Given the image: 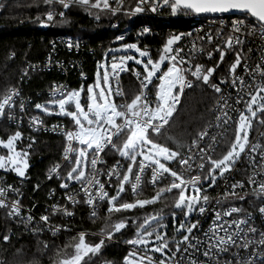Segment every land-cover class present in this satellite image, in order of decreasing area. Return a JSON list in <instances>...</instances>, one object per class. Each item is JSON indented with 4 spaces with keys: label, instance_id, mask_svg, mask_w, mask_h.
I'll use <instances>...</instances> for the list:
<instances>
[{
    "label": "snow or ice",
    "instance_id": "snow-or-ice-1",
    "mask_svg": "<svg viewBox=\"0 0 264 264\" xmlns=\"http://www.w3.org/2000/svg\"><path fill=\"white\" fill-rule=\"evenodd\" d=\"M44 4L52 5L58 3L64 9H69L70 5L78 4L88 8H103L109 11H115L110 8L109 0H43ZM149 4L151 11H156L158 7L168 6L173 15L178 10H184L185 14L191 12L196 14H224L232 11L243 13L244 16L233 21V33H240L245 29H249L247 34L259 30L260 36L264 39V0H140L135 8L136 12L143 11L142 4ZM2 7V5H0ZM61 18L65 16L64 12L58 13ZM97 18H99L97 16ZM40 17H37L39 20ZM54 13L48 11L46 15L47 21H53ZM44 21H41L43 23ZM148 29H144L147 32ZM191 35V33L173 35L168 38L163 46L162 53L158 60H153L146 50H141L136 44H125L123 49L133 50L140 57H148L146 62L136 59L131 55H121L119 62L111 64V74L103 64L98 68H105L103 74L99 71L96 73L94 84H90L86 89V103H82L81 89L66 91L64 86L52 87V99L45 104L37 103L35 108L48 115L56 114L66 116L74 123L75 129L67 131L65 139L68 142L65 147L64 159L71 165L65 176H61L59 172L60 165L57 164L48 171V179H52L53 175L61 180L60 188L67 189L69 182L75 181L81 185V190L85 193L84 202L92 209L90 217L95 222L97 218V203L101 201L107 202L106 226L100 230L101 239L98 243L86 242L85 233H78L77 237H72L73 242L66 243L63 249H57V259L53 264H92L93 257L97 256L105 243V238L112 239L116 232L127 227L126 219H120L115 222L108 223L113 213L129 212L137 207L143 208L145 205L157 203L164 197L165 193H172V206L179 210L183 219L178 226L175 223V213L172 214L173 226L175 232L179 235V239L175 236L169 239L166 231L158 229H166L167 225L163 222L161 213L146 217L142 223L137 225L136 238L127 240L126 243L133 245L132 251L123 258V264H183L187 258V264H264V230H258L249 221L252 219L251 213L245 217L226 219L232 217L233 214H239L243 211L239 207H229L222 211L214 210V217L209 228L203 233V238L194 234V230L199 228V220L193 222L189 220V216L198 212L203 215L207 210L210 197L207 194L203 184L208 183V187L217 184L218 179L227 180L225 173L231 172L236 161L241 159L242 154L250 158L251 166H255V155L260 156L261 164L264 165V147L259 143H250L249 129L252 121L258 120L264 123V79L257 82L256 76L264 78V52L261 54L260 62L254 68H250L247 57L243 54V49L236 52L235 61L229 65L228 73L231 77L230 85L238 93L244 92L245 89L251 88L253 91L245 94L250 97L249 100L243 101L244 111H239L238 121L236 124L234 140L230 142L227 152L219 159H213L209 153L214 151L216 145V137H211L212 143L206 147L200 144L208 135L207 129L199 132L198 139L194 138L191 144L187 146L188 155L181 156L179 149L185 147L180 141L169 137L176 145L177 150L158 143L153 136L162 134V129L169 124L173 113L177 110L180 103V97L186 88H193L194 81L189 80L187 75L194 77L195 81L208 85L217 94L222 92L221 87L216 83H210V77L213 76L215 68H204L201 64L193 66L189 61L179 57L180 48H174L173 45L181 40L182 36ZM123 39V37H117ZM200 39H204L200 37ZM209 43L212 36L208 35ZM243 42L239 36L235 37V45H241ZM72 44L68 47L71 49ZM78 47V45H77ZM225 48L233 49V36L230 35ZM196 45H192V51L195 52ZM112 51H118L114 49ZM219 51V49H217ZM251 49H249V52ZM14 53L9 58L14 57ZM211 58V52L207 53ZM224 51H220L221 61L224 58ZM135 59L136 64H143L144 75L140 80V90L131 101L126 99L122 103H117L114 97L125 96V93L119 84V73L127 71L125 67L126 61ZM116 57L113 56V61ZM242 60L244 73L249 76L250 83H246L244 77L237 73L238 66H241ZM167 63L166 70H162V65ZM188 64L187 68L183 65ZM218 67V65H217ZM137 79L141 74L133 70ZM159 73V75H157ZM24 75H27L25 70ZM83 77V73H81ZM153 78L158 80L155 84V100H151L146 92L149 84H153ZM229 83L222 78L220 84ZM115 84V87L113 85ZM19 96L18 89H9L7 94L0 99V117L4 116L7 110V118L13 120L11 109L15 106L14 97ZM242 97H237L236 104H240ZM54 106L58 111L53 112ZM20 110H24L23 101L20 102ZM219 114L216 115V127H220L221 123L228 124L232 118L228 115L229 105L225 96H219L216 104ZM74 109V110H73ZM32 124L40 125L42 121L35 118ZM56 126H54L55 128ZM38 130V129H37ZM21 132L17 131L13 135L7 137V140H0V146L7 149L6 156H0V169L7 171L9 168L16 176L25 178V171L28 167L27 151H17L15 142L21 139ZM115 138V139H114ZM119 141V143L117 142ZM79 147H74V144ZM33 143L35 141L33 140ZM28 147H31L29 145ZM106 147H110L120 157L129 161L127 168L123 173L120 171V163L117 161L106 173L109 181L113 176L117 180L116 194L109 196L105 191V185L99 179L102 173L97 167L103 164L101 153ZM196 150V151H193ZM259 150V151H258ZM70 154H74V160L70 158ZM139 157V160H138ZM196 157L199 158L197 162ZM179 164L183 171H177L168 166L171 162ZM205 161L208 167L205 171ZM90 165L91 171L86 173V168ZM195 166V167H194ZM135 167V171H134ZM151 169L150 183L156 189L155 195L150 199H134L133 202L123 201L121 193L125 192V185H130L134 197H138L142 191L143 174L146 169ZM199 170L195 175L185 176L184 173H192ZM257 173H253L248 177V184L256 185L252 190V195L257 198L264 197V178L257 180ZM171 178L170 182L163 187H158L162 180ZM37 187H39L37 185ZM231 191L225 190L223 197L225 199L232 197L244 200L248 195L238 193L237 189H243L244 183L237 181L230 186ZM173 190H176L173 193ZM7 191H12L19 195V190L12 188L11 185L0 187V209H7L6 215L10 219L18 218L27 230L33 221L31 215L26 218L21 215L19 200H11L7 198ZM186 193H188L186 195ZM66 199L73 205L79 203L72 195H67ZM217 204L221 201L217 199ZM53 212L57 210V205H52ZM261 217H264V205L257 209ZM64 216H72L73 212L63 209ZM39 220L47 226V230L53 235L61 231L60 226L50 225L49 217L41 215ZM152 222H155L153 224ZM132 223L135 225L136 221ZM34 235L43 231L37 227L31 228ZM64 231H70L64 228ZM221 233H223L221 235ZM258 233V238H257ZM3 241L7 243L10 240L9 235H3ZM44 248L47 249V242H43ZM173 245V246H170ZM183 245V248L181 247ZM72 249L68 252V249ZM235 249V251H231ZM240 250L247 252V256H241ZM158 253L160 258L155 259L153 254ZM225 253H230L233 259L222 260L221 257ZM196 254L202 255L203 261L195 258ZM0 264H3L0 261Z\"/></svg>",
    "mask_w": 264,
    "mask_h": 264
},
{
    "label": "trees",
    "instance_id": "trees-1",
    "mask_svg": "<svg viewBox=\"0 0 264 264\" xmlns=\"http://www.w3.org/2000/svg\"><path fill=\"white\" fill-rule=\"evenodd\" d=\"M0 5H2L0 7V99L7 94L9 89H18L19 101L29 98L33 102L31 107L34 108L37 103H45L46 106H49L46 102L50 99L46 97L45 91L56 82H68L70 90L78 89L80 86L76 74L78 66L75 63L72 72L76 76L69 80L56 69L47 71L42 67L36 68L37 64L39 66L45 63L47 54L53 49L54 44H57L59 38L72 37L84 41L86 49L83 53H79L77 58H80L81 70H85L89 76L86 85L94 82L92 73L96 60L100 57L101 48L107 49L109 61L114 52H108V50L117 47L118 43L115 40L121 36L126 38L124 44H137L140 49L146 50L155 61L159 59L161 50L168 38L181 33H191L194 38L189 40V43H195L196 50L190 56L189 63L192 66L201 64L205 69L208 67L215 68L213 76L210 77V83H217L219 78L228 73L229 65L233 63L236 52L240 51L241 48L243 49L240 46L232 52L225 48L230 36L229 25L233 19L229 15L205 17L191 12L185 14L184 10H179L173 15L168 6H162L161 9L152 12L145 8L141 12H136L137 4L132 0L126 3H116L109 0L110 8L115 11L72 4L69 9L65 10V16L63 18L56 17L53 26L49 28L47 24L51 21L46 20V15L48 11H52L55 16L57 15L56 9L58 7L55 3L48 5L44 4L43 0H0ZM37 17L40 19L37 20ZM242 17L237 16L236 18ZM213 19H215L216 24L210 26ZM41 21L44 22L41 23ZM199 27L201 30L198 29ZM218 27L223 28L219 39L209 43L205 34L208 32L207 35L216 37L220 33ZM145 28L148 29L147 32H144ZM200 37L204 39H200ZM245 45L248 44L245 43ZM220 51L225 53L222 61ZM208 52H211V58L208 57ZM12 53L15 54L14 57L9 58ZM61 55L58 61L71 70L69 65L72 63V58H76V56H69L66 53ZM143 61H147V59ZM125 66L128 70L144 73L143 68L134 63ZM188 66V64L183 65L185 68ZM25 70H27V75H24ZM189 77L193 78L194 87L185 90L176 113L162 130V134L153 136L158 143L172 150H177V148L169 137L180 141L185 146L179 149L181 156L190 141L199 132L209 127L212 119L211 110L216 99L211 87L195 81L191 75ZM122 81L128 98L131 99V95H135L137 92V83L130 76H125ZM157 82V79H153V84ZM150 92L152 96H155L154 85L150 87ZM35 111L49 121L48 114L37 108ZM0 120H3L0 121L2 140L6 141L8 136L19 131L22 135L18 142H20L23 150L29 153V167H27L25 178L3 170H0V174L15 189L20 190V198L18 197V199L33 210L35 217L47 215L53 223L63 224L61 231L56 235H53L43 226H38L35 220L26 230L23 223L10 220L6 215L7 211L0 209V261L3 264H53V261L57 259V249H63L66 243L73 242L71 238H78L80 232L86 234V242L98 243L101 239L100 230L106 226L107 202L105 201L98 207V215L93 222L86 203L78 193V187H76L78 183L72 184L67 189H62L59 186L61 180L57 179L56 176L48 179L49 169L59 163L61 153L64 150L62 137L34 132L27 126L20 128L9 120ZM235 127L236 125L229 128L221 140L219 149L214 150L213 159L221 158L225 154L231 138L234 137ZM29 145L31 147H28ZM0 154L7 155L6 149L2 146L0 147ZM108 154L114 162H117L118 157L115 151L112 150ZM126 163L127 160H125ZM175 170L178 171V168L175 167ZM65 174L66 172H63L61 175L65 176ZM170 180V177L164 180L159 187L166 186ZM116 189L115 186L111 190L110 196L116 194ZM125 189V192L121 193V199L127 202H133L137 198L150 199L156 191L153 186H150L147 178L138 197L133 196L129 187ZM175 192L176 190H173V193ZM69 193L77 194L76 200L79 203L67 204L64 197ZM172 196V193H165L164 197L157 203L145 205L143 208L137 207L129 212L113 213L108 223L126 219L127 227L114 233L111 240L105 238V243L98 255L93 257L92 264H123V258L129 253V248L134 247L126 241L136 238L137 225L142 223L146 217L161 213V210V214L165 218L163 222L169 219L171 214L178 212L172 206ZM52 203H60V206L66 205L67 210L73 212V215L64 216L63 212L54 214L49 211V205ZM133 220L136 221L135 225L132 223ZM33 226L43 229V231L34 235L31 230ZM64 228L70 231H64ZM166 232L169 239L174 236L178 239L173 224L168 223ZM3 235H9L10 240L7 243L3 241ZM43 242H47V249L44 248ZM67 251L71 252L72 249L69 248ZM156 255L159 256L157 253Z\"/></svg>",
    "mask_w": 264,
    "mask_h": 264
},
{
    "label": "built area",
    "instance_id": "built-area-1",
    "mask_svg": "<svg viewBox=\"0 0 264 264\" xmlns=\"http://www.w3.org/2000/svg\"><path fill=\"white\" fill-rule=\"evenodd\" d=\"M112 1L116 2V3H120V2L121 3H124V2L126 3L129 0H112ZM132 1H134L137 5L140 4V0H132ZM90 2H92V0H90ZM152 2L156 3L157 0H152ZM55 5H56V7H58L56 9V11H58V12H56L57 13L56 16L54 15L53 21H51L49 24H47V25H49V28L51 26H53V24H54V22L56 20V17H60L58 13L59 12H65V10H66L61 5H59L58 3H55ZM141 6L143 8H145V9H150L149 4H147V3L142 4ZM157 9L159 10V9H161V7H158ZM170 11H171V9H170ZM178 11H177V13H178ZM215 24H216L215 23V19H213L212 22L210 23V26L211 25H215ZM232 24H233V22H231V24L229 25V29L228 30L230 31V35L233 36L234 48L230 49V50L233 52L236 49H238L240 46L243 47V54H244V56L247 57L249 67L250 68H254L256 66V64L260 62L261 54H262V52H264V39L261 38L258 29L256 31H253L250 35L247 34L249 29H245L244 31H242L240 33H235L234 34L233 31H232ZM198 29L201 30V27H199ZM218 29H220L219 30L220 33L216 37H212L211 43H213L214 40L217 41L219 39V37L221 35V30L223 28L222 27H218ZM207 34H208V32L205 34L206 38L208 37ZM236 36H239L240 40L243 42L241 45H235V37ZM121 37H123V36H121ZM193 38H194L193 35L182 36L181 40L178 41L177 44L173 45L174 48L178 47V48L181 49V51L179 53V57H183L184 60H187L189 62H190V56H192L193 53H194L192 51V45L195 44V43H189V40H191ZM125 40H126L125 37H123V39H119V41H120L119 46L114 47L113 49H111V51L114 50V49H118L119 50V48L121 47L120 45L124 44ZM115 42H117V40H115ZM69 43H71L73 45L71 49L68 47ZM245 43H247L248 45L246 46ZM84 44H85L84 41H82L80 39H74L72 37L59 38L57 40V44H54L53 49L50 51V53L47 54L45 63L42 64V65H39V66L37 64L36 68L40 69V67H42L44 70H47V71H50V70L53 71V70L56 69V70L60 71L61 73H63V75L66 77L67 80L73 79V76H76V74H77V77H78V80H79V84H80L78 89H81L83 87L84 92H82L81 97H82V100L85 103L86 102V89H87V86H88V85H86V83L89 80V76H88V74H87V72L85 70H81L82 68L80 66V58H77L79 53H83L85 51L86 47L84 46ZM129 44H131V43H129ZM186 44H189V45H186ZM77 45H78V47H77ZM137 47L139 48L138 45H137ZM249 49H251L250 52H249ZM162 50H163V48H162ZM91 51L94 52L93 49H91ZM108 52H109V50H108ZM112 52L116 53L118 51H112ZM64 53L68 54L69 56H71V55H75L76 56V58H72V63H70V65H69V66H71V70H69L67 66H65L60 61H58L59 58H60L59 56H62L61 54H64ZM113 56L116 57L115 61H113ZM120 56L121 55H119V54H115V55L113 54L110 57L111 59H109V61H108L107 49H102L101 48L100 57L96 60L95 68H94V71L92 73V76L94 78V82L91 83V84L95 83L97 71H99L101 74H103L102 68H98V65H100V64L104 65L105 62H106L107 66H108V70L111 72V64L113 62H117L118 63ZM69 58H71V57H69ZM140 58H142L143 60L148 59V57H140ZM235 58L236 57L233 58V62L235 61ZM74 63L77 64V66H78L76 74L74 72H72L73 71V67H74ZM243 63H244V61L242 60L241 66H238V68H237V73L244 77L246 83H250L249 76L244 73ZM166 67H167V63L163 64L162 70H166ZM193 70H194V66H193ZM135 72H139L141 74L140 79H137V77L134 75L133 71H131V70H127V71L119 73V77H118L119 84H120L121 89L125 93V96L123 98L115 97V101L117 103H122V102H124L125 99L130 102L131 99H133L134 96L139 93L140 80L143 79L144 73L143 72L141 73L140 71H137V70H135ZM81 73H83V77H82ZM157 75H159V73ZM189 75L190 74L187 75V78L189 80H193V78H190ZM125 76H130L132 78V80L137 83V92L135 93V95H131V97H130L131 99L128 98L129 96H128V94H127V92H126V90H125V88L123 86L122 79ZM222 78H224L227 81H229V83L220 84V80ZM154 79H156V78H154ZM230 79H231V77L229 76V73H227L226 75H224L221 78H219L218 82L216 83V84H218L221 87L222 92L219 93V94L214 92L215 96H216V99H215V102H214V104L212 106V110H211L212 119H211V122L209 124V127L207 128L208 135L204 138V141L201 142V144H200L201 147H206L208 144L212 143L211 137L214 136V137H216V142H217L216 145H215L214 150L219 149L221 140L226 135V133L229 131V128L233 127L234 125H236L234 123V121H238V119H239V111H244V103H243V101H247V100L250 99V97L248 95H246L245 93L249 92V91H253V90L251 88H247V89H245L244 92L238 93L235 89H233L231 87ZM262 79H264V78L260 77L259 75L256 76V81L257 82L261 81ZM157 83H155V84H157ZM155 84H152V85H154V89H155ZM53 85H56V86L63 85L64 89L66 91H71L70 90V85L66 81H64V82H56ZM53 85L49 89H47L45 91L46 97L48 99H50V100L52 99V94L51 93H52ZM152 85L151 84L148 85V88L146 89V92L149 95L150 99L154 101L155 100V96H152V94L150 92V87H152ZM113 87H115V84L113 85ZM187 89L188 88H186L185 90H187ZM185 90H184V92H185ZM184 92H183V94H184ZM183 94L180 97V103H181ZM260 95H264V93H261ZM219 96H225L228 99L229 105L232 106L231 108L228 109V115L232 119L229 120L228 124L225 125V124L221 123L220 127H216L217 121H216L215 117H216V115L219 114V110L217 109L216 104H217V100H218ZM238 96L242 97V101H241L240 104H236V99H237ZM14 99L16 101V104L11 109V112H12V115L15 118L13 120H9L7 118V110H6L5 115L0 117V119L9 120L11 123H14L15 125H17L20 128H22V126H27L29 129H32V131H34V132H43L45 134L61 136L62 139H63V142H64V150H65V147L67 146L68 142L66 141L64 134L67 131H69V130H74L75 129L74 123L70 120V118H68L66 116L52 114V115H49V121H48L44 116L41 117L42 114L36 113L35 108L33 106L31 107V105L33 104L31 99L25 98V99L21 100L24 103V110L23 111H21L20 107H19L20 102H21V101H19V96L14 97ZM180 103L177 105V108L180 105ZM52 110H53V112L58 111V109H56V108H52ZM175 113L176 112H174L173 115ZM34 118L36 120H38V121H42V124H40V125L32 124V120ZM0 121H3V120H0ZM255 123H257V124L255 125ZM54 126H56V127L54 128ZM251 126H252V132H251L250 143H259L262 147H264V123H260L258 120H255L251 124ZM195 138L198 139V135ZM0 140H2L1 136H0ZM191 141H190L189 145L191 144ZM117 142L119 143V141H117ZM73 144H74V147H79L78 144H75L74 142H73ZM64 150L61 153V157H60L59 163H58L60 165V168H59L60 174H62L63 172L67 173V171L71 167V165L68 163V161L64 159V155H65V151ZM110 151H112L110 149V147H106L105 148L104 152L101 153V159L104 161V163L97 165V167L101 169L102 173H104L103 175H101L99 177V179H100V181L102 183H104L105 191H107L109 193V196H110L111 190L117 185V180H116L115 176H113L111 178V180L109 181V178L106 175L107 171L113 165H115L117 163V162H114L113 158L108 154ZM193 151H196V150H193ZM214 152L215 151H211L209 153V155L212 157ZM188 154H189L188 153V149L186 148V150L184 151L182 156L186 157ZM254 155H255V166L254 167L251 166L250 158L246 157V156H244L242 154L241 159L236 161L235 165L233 166V170L231 172L225 173V176L227 177L226 181L224 179H218L217 180V184L215 186H213V187H208V183H210V181L203 184V188L206 189L207 194L210 197V200H209V203L207 205V210H206V212L203 215H201L198 212H196L194 214V216H193V222H195L197 220H199V222H200L198 230H194V234L196 236H198L200 238H203V233L209 228V226L211 225V223L213 221L214 210L222 211L223 209H226V208H229V207H233V206L242 208L243 211H241L239 214H233L232 217H227L226 219L245 217L249 213H251L252 219L249 221V224H252L258 230H264V217H261L260 214L257 211L259 206L264 205V197L257 198L256 196L252 195V190H253L254 187H256V185H251L250 186L248 184V177L250 175H252L254 172L257 173V176H256L257 180H260V179L264 178V165L261 164L260 156L256 155V154H254ZM70 158L74 160V154H70ZM196 159H197V162H199V158L196 157ZM138 160H139V157H138ZM120 166H121L120 171H121V173H123L124 167L121 165V163H120ZM175 167L178 168V171H183L180 168L178 163H176ZM207 167H208V164H207V161H205V171L207 170ZM134 169H135V167H134ZM90 171H91V167L89 165V167L87 168L86 173L90 172ZM198 172H199V170L196 169V171H194L192 173H184V175L185 176L195 175ZM53 176H55V175H53ZM146 178H147V181L150 184V186H152V184L150 183V179H151V169L150 168L146 169L145 173L143 174V181H142V186H141L142 188H143V185H144V182H145ZM163 181L164 180H162L158 184V187L161 185V183ZM237 181L243 182L244 183V188L243 189H237L236 191L238 193H240V194H243L244 192H247L248 195L245 197L244 200H239V199H235V198H232V197H229V198L225 199L223 197V192L225 190L231 191V188L230 187L226 188V185L230 186L232 183H235ZM74 183H76V182L75 181L69 182V186H71ZM7 185H11L12 188H14V186L11 183L7 182L5 177L0 174V187H6ZM76 187H78V193L80 194V196H82L83 200H85V193L81 190V185L77 184ZM129 189L131 191V187L130 186H129ZM20 193H21L20 190H19V195H17L16 193H14L12 191H7V198L9 200V202L11 200H19L18 197L20 198ZM131 193H132V191H131ZM69 194L72 195L76 199L77 194L76 195L73 194V193H69ZM69 194H66L65 197H64V201H66L67 204L71 203L70 201H68L66 199V196L69 195ZM217 199H219L221 201L220 204L216 203ZM105 201L98 202L97 205H96L97 209ZM19 204H20L21 215L23 217L26 218L27 216L31 215L33 217V220H35L37 222L38 226H43L45 229H47V226H45L44 223L39 220V217L41 215H38V217H35L33 215L34 214L33 210L29 209L27 207V205L21 203L20 200H19ZM52 205H57V210L55 212H53ZM86 207L89 210V212H91L92 209L87 204H86ZM65 208H66V205L60 206V203H52V204L49 205V211L53 212L54 214H57L58 212H63V209H65ZM2 210H6L7 211V209H2ZM54 214H53V216H54ZM10 220L20 221L18 218L10 219ZM49 224L63 227V224H61V223H53L52 219L50 217H49ZM222 234L223 233H221V235ZM257 238H258V233H257ZM181 247L183 248V245H181ZM133 248L134 247H130L129 248L130 251H132ZM231 251H235V249H233ZM240 254H241V256H247L248 255V253L244 252V250H240ZM153 256H154L155 259H159L160 258V256H158L156 254H153ZM195 258H197V259H199L201 261H203L205 259L200 254H196ZM221 259L222 260H226V259H233L234 260V257L230 253H225L221 257ZM183 264H187V258H185V261L183 262Z\"/></svg>",
    "mask_w": 264,
    "mask_h": 264
},
{
    "label": "rangeland",
    "instance_id": "rangeland-1",
    "mask_svg": "<svg viewBox=\"0 0 264 264\" xmlns=\"http://www.w3.org/2000/svg\"><path fill=\"white\" fill-rule=\"evenodd\" d=\"M234 19H237L236 17H233V19L231 20V22H233V21H235ZM116 40H117V43H118V45L117 46H119V44H120V41H119V39H117L116 38ZM123 45H125V44H121L120 46V48H119V50H118V52H116V53H114V54H119V55H131V56H133L134 58H136V59H141L142 61H143V59L142 58H140L139 57V54L137 53V52H135V51H133V50H127L126 52L124 51V49H123ZM113 49V48H112ZM111 50L109 49V52H110ZM143 62H146V61H143ZM130 63H134V64H136L135 63V59H133V60H129V61H126V63H125V65H127V64H130ZM105 66H106V68H107V70H108V67H107V64H106V62H105V64H104ZM136 65H138V64H136ZM139 67H142L143 68V64H139L138 65ZM163 66V65H162ZM161 66V67H162ZM105 71V68H102V72H104ZM109 71V70H108ZM109 73L111 74V72L109 71ZM154 79V78H153ZM114 99H115V97H114ZM82 103H84V101L82 100L81 101ZM86 103V102H85ZM50 107H52V108H55L54 106H50ZM74 110V109H73ZM255 121V119L252 121V123ZM251 132H252V126L250 127V129H249V141H250V139H251ZM235 133V132H234ZM154 139V138H153ZM155 140V139H154ZM232 140H234V137L233 138H231V140H230V142L232 141ZM18 144H20V142H18V141H16L15 142V148H16V150L17 151H25V150H23V148L21 147V144L19 145V147H18ZM230 146V145H229ZM229 146L227 147V150H228V148H229ZM1 147V146H0ZM20 148V149H19ZM227 150L225 151V153L227 152ZM6 151H7V149H6ZM8 154V153H7ZM0 156H6V155H3V154H0ZM29 156V155H28ZM117 161H119V163H121V165L124 167V171L126 170V168H127V164L129 163V161H127V163L125 164V159L124 158H122V157H120L118 154H117ZM121 158V159H120ZM219 159V158H218ZM27 163H28V157H27ZM168 166H170L171 168H173L174 170H175V166H176V162L174 161V162H171ZM28 167H29V164H28ZM1 170H3V171H5L4 169H1ZM26 171H27V169H26ZM26 171H25V174H26ZM86 171H87V168H86ZM5 172H12L11 171V169L9 168L7 171H5ZM14 173V172H13ZM15 174V173H14ZM66 175V174H65ZM118 186V184L116 185V187ZM130 185H125V188L126 187H129ZM188 193H186V195H187ZM114 195V194H113ZM175 213V212H174ZM176 215H175V223H176V225L178 226V224H179V222L183 219V216H182V214L180 213V211L178 210V212H176L175 213ZM194 214L195 213H193V214H191L190 216H189V220H191V221H193V216H194ZM165 218H163V220H164ZM152 223H154V222H152ZM164 223L167 225V228H168V223H170V224H173V218H172V214H171V217L169 218V219H167L166 221H164ZM167 228H166V230H167ZM173 229H174V231H175V228H174V226H173ZM158 230H162V229H158ZM166 230H164L163 229V231H166ZM175 234H177L176 232H175ZM178 235V239H179V235L180 234H177ZM176 239H177V237H175ZM158 254V253H157Z\"/></svg>",
    "mask_w": 264,
    "mask_h": 264
},
{
    "label": "water",
    "instance_id": "water-1",
    "mask_svg": "<svg viewBox=\"0 0 264 264\" xmlns=\"http://www.w3.org/2000/svg\"><path fill=\"white\" fill-rule=\"evenodd\" d=\"M199 15H202V16H205V17H218V16H223V15H229L231 17H242L244 14L243 13H240V12H235V11H232V12H229V13H224V14H205V13H202V14H199Z\"/></svg>",
    "mask_w": 264,
    "mask_h": 264
}]
</instances>
